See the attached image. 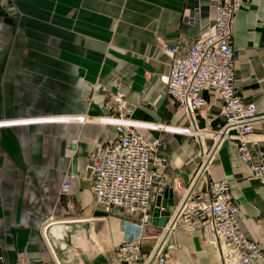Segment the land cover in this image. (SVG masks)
<instances>
[{"label": "crops", "instance_id": "1", "mask_svg": "<svg viewBox=\"0 0 264 264\" xmlns=\"http://www.w3.org/2000/svg\"><path fill=\"white\" fill-rule=\"evenodd\" d=\"M195 4L0 0V264H115L114 247L137 233L138 213H105L90 188L89 154L117 136L115 126L102 120L118 113L98 81L123 93L125 116L165 123L175 132L153 131L169 144L166 166L159 168L166 184L154 188L155 200L176 179L187 185L194 177L198 137L182 127L187 115L165 94L161 77L169 70L163 45L178 42L185 54L211 23ZM232 45L237 92L264 115V0H244ZM204 96L209 106L197 111L196 120L207 136L222 123L221 99ZM249 148L256 161H264V119L254 125ZM67 177L69 191L63 193ZM210 178L230 182L240 225L264 251V189L239 158L236 140L219 144ZM150 230L143 258L157 237ZM173 238L172 264H221L201 231L179 230Z\"/></svg>", "mask_w": 264, "mask_h": 264}, {"label": "built area", "instance_id": "2", "mask_svg": "<svg viewBox=\"0 0 264 264\" xmlns=\"http://www.w3.org/2000/svg\"><path fill=\"white\" fill-rule=\"evenodd\" d=\"M243 3L244 0H196L194 9L211 18L207 29L193 39L185 54L179 53L178 42L163 45L169 70L161 81L168 98L187 115L189 124L182 127L197 131L207 129L200 128L196 120L197 111L209 106L204 92L221 99L219 115L222 123L215 129H208L218 139L194 135L200 145V159L194 177L187 185L181 179L175 180L172 187L177 191L179 201L169 209L164 225L157 226V237L145 258L142 257L141 246L143 237L155 227L152 223L154 188L166 184L159 168L166 166L165 153L169 147L168 141L153 131L175 132L163 128L165 123L125 116L123 93L109 92L104 83H97V87L107 95L111 103L109 107L118 114L102 118L115 126L116 138L97 144L88 156L87 174L94 203L105 213L113 209L138 213L137 233L113 249L112 261L115 264H149V261L172 264V255L177 247L173 235L179 230L201 231L205 240L215 248L221 264H264V251L246 236L240 225V207L230 182L210 178V165L219 144L232 139L237 141L239 158L249 165L252 175L264 189V161H256L249 148L254 125L264 119V115L258 114L254 101H243L237 92L233 68L234 23ZM198 182L201 186L196 189ZM61 191L68 193V177L62 183Z\"/></svg>", "mask_w": 264, "mask_h": 264}, {"label": "water", "instance_id": "3", "mask_svg": "<svg viewBox=\"0 0 264 264\" xmlns=\"http://www.w3.org/2000/svg\"><path fill=\"white\" fill-rule=\"evenodd\" d=\"M76 161L73 162V172H76ZM178 199V193L173 188H166L164 195H158L155 200V207L153 208L152 223L156 226H163L167 216L170 214L169 206H173ZM164 209L161 210L160 208Z\"/></svg>", "mask_w": 264, "mask_h": 264}, {"label": "bare ground", "instance_id": "4", "mask_svg": "<svg viewBox=\"0 0 264 264\" xmlns=\"http://www.w3.org/2000/svg\"><path fill=\"white\" fill-rule=\"evenodd\" d=\"M190 131L192 133H194V135H196L198 138H206L207 136H209L210 138L211 137H215L216 139H218L217 135L214 134L213 132L209 133L208 135L206 134L207 136H202V134H201L200 131L193 130L192 128H190ZM212 154H213V150L209 153L208 157L211 158ZM154 254H155V252L152 254V257H151L152 259L154 257ZM149 264H153V262L152 261L151 262L149 261Z\"/></svg>", "mask_w": 264, "mask_h": 264}, {"label": "rangeland", "instance_id": "5", "mask_svg": "<svg viewBox=\"0 0 264 264\" xmlns=\"http://www.w3.org/2000/svg\"><path fill=\"white\" fill-rule=\"evenodd\" d=\"M9 1H11V0H9ZM7 2V1H6ZM12 11V10H11ZM98 90H99V92L102 94L103 92L99 89V87H98ZM109 92H111L110 90H109ZM189 123H188V121H187V124L186 125H184V126H187ZM189 136H191V135H189ZM154 225V224H153ZM155 227H153L151 230H150V232H156V233H158V229H156L157 228V226L156 225H154ZM157 235V234H156Z\"/></svg>", "mask_w": 264, "mask_h": 264}]
</instances>
